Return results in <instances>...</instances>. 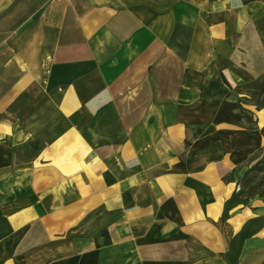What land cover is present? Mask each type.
<instances>
[{
  "label": "crops",
  "instance_id": "crops-1",
  "mask_svg": "<svg viewBox=\"0 0 264 264\" xmlns=\"http://www.w3.org/2000/svg\"><path fill=\"white\" fill-rule=\"evenodd\" d=\"M263 128L264 0H0V264H264Z\"/></svg>",
  "mask_w": 264,
  "mask_h": 264
},
{
  "label": "rangeland",
  "instance_id": "rangeland-1",
  "mask_svg": "<svg viewBox=\"0 0 264 264\" xmlns=\"http://www.w3.org/2000/svg\"><path fill=\"white\" fill-rule=\"evenodd\" d=\"M251 160V167L244 174L237 191H235L234 196L230 200L232 205H236V210L241 211L237 207L241 205V207L248 209V214L250 212L256 213V211L263 209L262 206H254L253 201L258 199L264 204V149H259L251 157ZM225 215H227V211H225Z\"/></svg>",
  "mask_w": 264,
  "mask_h": 264
},
{
  "label": "trees",
  "instance_id": "trees-1",
  "mask_svg": "<svg viewBox=\"0 0 264 264\" xmlns=\"http://www.w3.org/2000/svg\"><path fill=\"white\" fill-rule=\"evenodd\" d=\"M262 131L264 132V128L262 129Z\"/></svg>",
  "mask_w": 264,
  "mask_h": 264
}]
</instances>
